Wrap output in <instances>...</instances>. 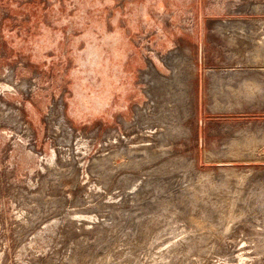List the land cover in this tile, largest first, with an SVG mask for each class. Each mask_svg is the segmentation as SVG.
Listing matches in <instances>:
<instances>
[{"label": "rangeland", "instance_id": "obj_1", "mask_svg": "<svg viewBox=\"0 0 264 264\" xmlns=\"http://www.w3.org/2000/svg\"><path fill=\"white\" fill-rule=\"evenodd\" d=\"M263 38L264 0H0V264H264Z\"/></svg>", "mask_w": 264, "mask_h": 264}, {"label": "bare ground", "instance_id": "obj_2", "mask_svg": "<svg viewBox=\"0 0 264 264\" xmlns=\"http://www.w3.org/2000/svg\"><path fill=\"white\" fill-rule=\"evenodd\" d=\"M263 39H264V38H263ZM259 40H260V39H259ZM259 40H258V41H259ZM258 43H259V42H258ZM261 43L264 44V40H262ZM261 43H260V44H261ZM257 49H258V48H257ZM259 50H260V49H259ZM262 50H264V49L262 48ZM263 52H264V51H263ZM256 57H258V55H256ZM256 57H255V58H256ZM245 80H246V79H245ZM249 80H250V79H249ZM255 82H256V81L254 80V83H255ZM249 83H250V82H249ZM256 84H257V83H256ZM256 84H252V85H256ZM257 85H258V84H257ZM243 87H244V85H243ZM247 87H248V86H247ZM230 89H231V88H230ZM255 89H256V88H255ZM252 90H253V88H252ZM215 105H216V104H215ZM233 141H234V140H233ZM239 142H240V141H239ZM255 142H256V140H255ZM240 143H241V142H240ZM240 143H239V144H240ZM236 144H237V143H236ZM243 146H244V145H243ZM236 154H237V153H236ZM236 154H235V155H236Z\"/></svg>", "mask_w": 264, "mask_h": 264}]
</instances>
